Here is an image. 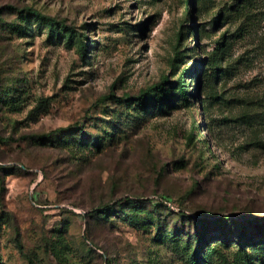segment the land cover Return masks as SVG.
Listing matches in <instances>:
<instances>
[{
	"label": "rangeland",
	"instance_id": "1",
	"mask_svg": "<svg viewBox=\"0 0 264 264\" xmlns=\"http://www.w3.org/2000/svg\"><path fill=\"white\" fill-rule=\"evenodd\" d=\"M0 264H264V0H0Z\"/></svg>",
	"mask_w": 264,
	"mask_h": 264
},
{
	"label": "trees",
	"instance_id": "2",
	"mask_svg": "<svg viewBox=\"0 0 264 264\" xmlns=\"http://www.w3.org/2000/svg\"><path fill=\"white\" fill-rule=\"evenodd\" d=\"M17 13H18V16L19 17H36V18H42V14L36 9V8H34V7H32V6H30V5H25V6H23L22 8H20L19 10H17ZM218 61V60H217ZM167 81V79L165 78L164 79V81L163 82H159V83H156L155 85H154V87H157V88H161L162 86H164V83ZM182 83H180L179 82V92L182 94V96L186 99L187 98V94H186V91H185V89L183 88V85H181ZM149 89H153V88H151V87H149ZM162 199V198H161ZM162 201L164 202L165 200L164 199H162ZM108 208L109 207H106V208H104L102 211H97V212H99V213H101L102 215H104V216H106L107 215V211H108ZM195 218L196 219H198V220H200V221H205V222H207V221H209V220H207V219H205V218H203V217H201V216H199V214L198 215H195ZM226 218V217H225ZM226 219H228V220H230V218H226ZM214 220V219H213ZM255 227L256 228H258V229H261V225H259V224H255ZM234 234H236V233H234ZM244 237V236H243ZM242 245L244 244V242L243 243H241Z\"/></svg>",
	"mask_w": 264,
	"mask_h": 264
}]
</instances>
